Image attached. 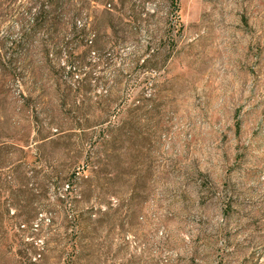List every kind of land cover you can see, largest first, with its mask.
<instances>
[{
  "label": "rangeland",
  "instance_id": "rangeland-1",
  "mask_svg": "<svg viewBox=\"0 0 264 264\" xmlns=\"http://www.w3.org/2000/svg\"><path fill=\"white\" fill-rule=\"evenodd\" d=\"M98 1L0 0V264H264V0Z\"/></svg>",
  "mask_w": 264,
  "mask_h": 264
},
{
  "label": "trees",
  "instance_id": "trees-1",
  "mask_svg": "<svg viewBox=\"0 0 264 264\" xmlns=\"http://www.w3.org/2000/svg\"><path fill=\"white\" fill-rule=\"evenodd\" d=\"M42 3L40 4V10H41V17L38 19L40 20V25L43 26V28H47L48 25L56 26L58 24V21L61 19V15L63 13L71 11V8L74 6L73 0H41ZM91 2L98 3L101 1L98 0H90ZM121 1V0H120ZM128 1V0H127ZM132 1V0H131ZM151 1V0H150ZM168 5L169 9V15L172 17L173 20H175L176 27H180V23L178 20V4L180 0H163ZM114 11L116 8L113 9ZM137 16L136 18L132 19V23L134 24H141V11H136ZM77 16H81L80 9L76 12ZM76 17L70 18V26L68 27V30L70 32L69 35H71V38L69 40H64L63 37H61V33L55 32L53 35H51L50 41L46 43L49 44L54 50H57L58 54H62L64 51V54L66 56V69H68V74L70 76L79 75L83 76L82 81H87L89 79V72L86 73V69L90 68L93 69L95 65H92L91 63H88L87 56L89 55V47L87 43H84L85 37L89 36V33H91V27L89 23L86 22L83 25H76L75 21ZM90 27V28H89ZM93 31V30H92ZM61 32V31H60ZM93 38H97L95 33L92 34ZM95 41V40H94ZM95 44H97V39ZM91 45H93V42H91ZM79 48H84V51L82 53H77V50ZM155 60L152 61L149 60L147 63L152 62L151 66L153 68H157V64H153ZM156 62V61H155ZM137 108V107H136ZM69 189V185H67V190ZM33 251H35V248H32Z\"/></svg>",
  "mask_w": 264,
  "mask_h": 264
}]
</instances>
